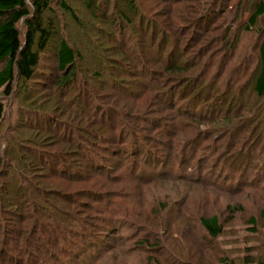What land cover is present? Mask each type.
Segmentation results:
<instances>
[{
    "label": "rangeland",
    "instance_id": "1",
    "mask_svg": "<svg viewBox=\"0 0 264 264\" xmlns=\"http://www.w3.org/2000/svg\"><path fill=\"white\" fill-rule=\"evenodd\" d=\"M261 1L27 0L18 29L22 42L34 29L40 62L0 90V264L264 262V14L249 23ZM61 39L76 52L64 88ZM129 51L154 71L173 54L196 88L123 71ZM36 216L53 226L41 241Z\"/></svg>",
    "mask_w": 264,
    "mask_h": 264
},
{
    "label": "trees",
    "instance_id": "2",
    "mask_svg": "<svg viewBox=\"0 0 264 264\" xmlns=\"http://www.w3.org/2000/svg\"><path fill=\"white\" fill-rule=\"evenodd\" d=\"M64 6L68 7L65 3H64ZM263 14H264V2L261 1L257 5L255 11L250 15L249 23L251 25H254L257 19ZM29 16H30V11L27 7V0H0V64H3V66L0 68V90H3L5 94L7 95H10L14 90L13 86H14L16 75H18V77L26 81L32 79L36 73L37 67L40 62L39 52L34 50V46H35V38L33 37L34 29L29 28L24 42H22L21 40V34L18 29L19 22L23 19H28ZM32 26L37 27V24L32 25ZM42 34L43 36H46V33L44 30L42 31ZM46 39L47 38L45 37L41 38V42L38 45L39 50H42L45 47ZM159 46L161 47L162 43H160ZM125 52L127 53V51ZM128 55L130 56L133 55L134 57L131 56L133 60L128 56L127 58L130 61H123V60L119 61V65L121 66V69L123 71H126L123 68L132 67L135 69L137 67L138 73H140V75L148 76L152 79L156 78V76L163 78V79H168L170 77H173L175 78V79H172L173 82L178 81V82H182L183 85L187 84V86H184L187 92L190 89L191 84H193V86L195 84V88L198 84V82L194 83L193 82L194 80H191L193 79V73H185V72H188V64L171 61L173 54L168 56V60H166V62H163V64H161L159 68L160 70L158 71H154L152 69L154 68V66L152 68L149 66L147 67V64L146 65H139V64L136 65V60H138L139 62L141 61V58H138L136 56V52H132L131 54L128 53ZM162 58L154 59L156 60L154 62L155 63L157 62L159 64L162 61ZM75 62H76V52L65 39H61L57 47V67H58V70L63 73L62 78H60V82L62 83V85L60 86L61 88H64L67 86L68 84V80L66 78L67 71L75 65ZM128 63L130 65H128ZM259 63H260L259 73L255 80L254 89L258 95L262 96L264 95V35L259 45ZM126 72H123V73L125 74ZM195 88L193 90H195ZM123 95L126 97L128 96L127 94H124V93ZM90 111L88 112L89 114L92 113V111L91 112ZM3 113H4V106L0 104V124L3 118ZM137 114H134V116H136ZM144 114L140 113L139 115H137L136 119H141L143 116H145ZM96 116H98V113L94 112L92 113V116H89V117H91L92 119L91 121L94 120L93 127L96 128L97 130L96 132L100 133L103 129L98 126L99 124H101L104 117L102 114L101 116H99L100 119L97 120L95 118ZM130 132L133 135L136 134V132L134 133L133 131H129L127 133L129 134ZM133 138L135 137H131L130 139H133ZM137 139L138 138L136 137L135 141ZM86 142L90 143L87 140ZM87 156L89 157V159H91L90 161H92V165H90L91 169L95 168L92 170L101 172L102 166L97 167V165H95V162H96L95 157L92 155H87ZM87 156L83 155L84 158H86ZM88 157H87V160H88ZM31 205L33 206L34 203L31 202ZM34 211L37 212L36 203L34 206ZM18 214L19 213H15V216ZM29 217L31 216L27 214L25 218H29ZM22 218L25 219L24 217ZM34 223L35 224L37 223L38 227H42V229L45 230V232L43 231L41 234H39L38 240L41 241L44 239V237H46V234H49V235L51 234L50 228H52L53 226L49 225L45 221H41L40 217H38V221H37V216H36V218H34ZM201 223L211 238L215 239V238H218V236H220L222 232V228H221V225L219 223V219L217 216L202 217ZM57 241L58 239H55V242ZM70 244L72 247L74 245L76 247L81 246L79 245V243H77V241H72L70 238L68 239V241L65 239L61 245H63V247H66L65 248V251H66L67 248L69 249ZM66 252H68V250ZM82 252H80V254H82ZM216 264H236V263L227 256H221L217 260ZM256 264H264V262L259 260Z\"/></svg>",
    "mask_w": 264,
    "mask_h": 264
}]
</instances>
